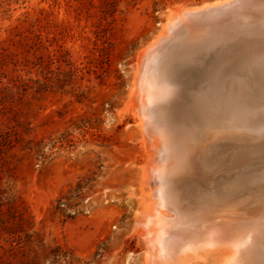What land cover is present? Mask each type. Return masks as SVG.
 Instances as JSON below:
<instances>
[{
    "label": "rangeland",
    "instance_id": "1",
    "mask_svg": "<svg viewBox=\"0 0 264 264\" xmlns=\"http://www.w3.org/2000/svg\"><path fill=\"white\" fill-rule=\"evenodd\" d=\"M213 1L0 0V264H144L135 79L174 12Z\"/></svg>",
    "mask_w": 264,
    "mask_h": 264
},
{
    "label": "bare ground",
    "instance_id": "2",
    "mask_svg": "<svg viewBox=\"0 0 264 264\" xmlns=\"http://www.w3.org/2000/svg\"><path fill=\"white\" fill-rule=\"evenodd\" d=\"M188 12H174L166 31L141 54L132 96L149 134L143 176L156 186L139 220L148 249L144 264H264V157L240 155L250 150L246 144L204 149L198 134L204 126L215 138L230 133L236 113L253 123L260 116L256 124L264 134V70L254 65L264 58V41L219 74L216 60L225 45L216 31L220 7L203 11L201 20L211 62H199L195 48L164 52L172 33L189 27ZM249 39L245 34L239 41L250 46Z\"/></svg>",
    "mask_w": 264,
    "mask_h": 264
},
{
    "label": "water",
    "instance_id": "3",
    "mask_svg": "<svg viewBox=\"0 0 264 264\" xmlns=\"http://www.w3.org/2000/svg\"><path fill=\"white\" fill-rule=\"evenodd\" d=\"M215 3L217 4H204L199 7L201 8L199 11H192L195 9L188 10L186 21L189 23V27L180 30L179 26L177 31L172 33L171 38L163 43V50L164 52H170L180 48L182 51L190 52V48H195L199 51V57L197 58L199 62L202 64L211 62L209 56L207 58L205 55V47L202 46L204 42L203 37L207 38L208 32L206 33V27H203L201 20L205 18L203 11L220 7V18L218 19L220 24H218L217 28L215 27L216 31L221 33L220 39L225 41V45L222 47L221 53L216 60V69L220 74L236 65L250 49L254 48L257 44L263 43L264 37L259 36V34L264 30V0H221ZM181 33L185 34V36L180 37ZM245 34L249 35V40L253 39L250 46H246L239 41L242 35ZM187 58L188 56L186 55L184 60L186 61ZM215 59L212 61L210 67L215 63ZM262 59H257L256 61L259 63L264 62V58ZM257 64L254 65L258 67V70H264V63L263 66ZM254 65L253 67H255ZM197 69L198 66L195 67V70ZM256 117V121L253 123L251 119L244 121L240 114L236 113L234 119L236 127L230 133L221 135L220 140H216L213 143L215 145L222 144V146L231 144L234 147L246 144L250 147V150L238 154L264 157V134L257 127L259 123L256 124L260 116ZM261 120L264 123L262 118ZM212 144L207 146L206 149L211 148Z\"/></svg>",
    "mask_w": 264,
    "mask_h": 264
},
{
    "label": "trees",
    "instance_id": "4",
    "mask_svg": "<svg viewBox=\"0 0 264 264\" xmlns=\"http://www.w3.org/2000/svg\"><path fill=\"white\" fill-rule=\"evenodd\" d=\"M130 1H137V0H130ZM154 1V3L155 4H157V3H163V2H166V1H168V0H153ZM197 1H200V0H197Z\"/></svg>",
    "mask_w": 264,
    "mask_h": 264
}]
</instances>
